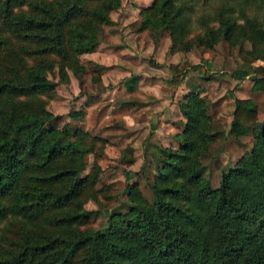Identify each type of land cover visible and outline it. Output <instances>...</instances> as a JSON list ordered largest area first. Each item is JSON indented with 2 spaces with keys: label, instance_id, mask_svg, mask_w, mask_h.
I'll use <instances>...</instances> for the list:
<instances>
[{
  "label": "trees",
  "instance_id": "obj_1",
  "mask_svg": "<svg viewBox=\"0 0 264 264\" xmlns=\"http://www.w3.org/2000/svg\"><path fill=\"white\" fill-rule=\"evenodd\" d=\"M121 2L0 0V30L18 40L0 39V48L12 49L6 58L13 74L0 80V228L13 233L0 264H264V122L252 98L233 97L229 133H251L253 143L223 170L218 187L201 158L225 133L193 88L180 103L181 145L156 154L151 199L130 186L127 209L109 214L101 229L90 227L98 211L85 204L96 198L99 166L84 173L88 132L69 123L48 129L52 114L36 96L53 91L48 73L55 67L62 80L66 68L81 71L78 56L95 51ZM147 27L168 31L184 49L195 28L208 47L238 31L252 49L240 44L243 63L232 75L255 76L251 91L264 93V66L253 65L264 61V0H154L142 9ZM170 68L177 87L199 66Z\"/></svg>",
  "mask_w": 264,
  "mask_h": 264
},
{
  "label": "rangeland",
  "instance_id": "obj_2",
  "mask_svg": "<svg viewBox=\"0 0 264 264\" xmlns=\"http://www.w3.org/2000/svg\"><path fill=\"white\" fill-rule=\"evenodd\" d=\"M153 1L122 0L110 13L112 24L103 25L95 51L78 56L81 71L66 68L67 78L62 80L55 67L48 73L53 91L36 96L52 114L46 123L48 129L69 123L88 132L92 152L86 156L84 173L99 166L96 198L85 204L86 209L98 211L90 223L95 229L106 225L109 214L127 209L128 187L136 186L146 199H151L149 184L156 174V154L160 147L178 149L181 145L179 135L186 119L180 103L193 88L206 99L214 125L225 133L210 145L211 155L201 158L213 187L219 186L223 170L233 167L253 143L251 133H229L233 97H238L236 87L241 81L232 73L243 63L240 44L251 51L250 42L242 40L236 31L231 38H220L208 47L204 31L195 28L185 38L190 48L184 49L182 44L172 43L166 30L141 28L142 9ZM7 37L14 43L18 41L0 30V39ZM8 45L4 43L0 48V80H9L13 75L6 58L12 50H6ZM185 62L199 68L187 72L174 87L170 65ZM253 65L264 66V61L256 60ZM206 72L213 74L211 80L201 78ZM254 77L243 80L250 86ZM248 96L257 104L258 120L264 122V93L250 91ZM4 232L0 228V254L11 247L13 240L12 232Z\"/></svg>",
  "mask_w": 264,
  "mask_h": 264
},
{
  "label": "crops",
  "instance_id": "obj_3",
  "mask_svg": "<svg viewBox=\"0 0 264 264\" xmlns=\"http://www.w3.org/2000/svg\"><path fill=\"white\" fill-rule=\"evenodd\" d=\"M252 85L248 86L246 80H241L236 87L237 88L236 95L238 96V98H242V99L249 98L248 94L251 91Z\"/></svg>",
  "mask_w": 264,
  "mask_h": 264
}]
</instances>
